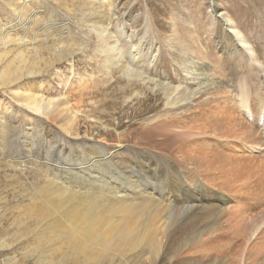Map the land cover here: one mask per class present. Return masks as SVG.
I'll return each instance as SVG.
<instances>
[{
  "label": "rangeland",
  "instance_id": "374dc122",
  "mask_svg": "<svg viewBox=\"0 0 264 264\" xmlns=\"http://www.w3.org/2000/svg\"><path fill=\"white\" fill-rule=\"evenodd\" d=\"M4 1L6 0H0V22L7 24L12 20V12ZM24 1L31 3V13H38L39 24L33 27L35 33L16 28L19 35L12 33L14 38L27 37L34 42L33 37L45 29L43 26L49 22L54 36L57 34L63 45L72 44L79 52L74 58L54 62L53 68L51 66L46 69L47 73L40 77L24 79L7 89L0 88V119L4 120H0V125L4 127H0V239L11 240L23 221L27 226L32 225L33 221L23 216L24 211H29L32 207L34 201L31 199L36 196V188L39 190L42 184V187L46 186V172L50 173L53 167L59 165L62 170L58 174L66 179L61 180L65 185H70L67 179L71 178V181L76 180L82 185L85 183V189L82 190L90 192L94 190L97 193H110L117 186L128 190L138 186L151 193L158 190V194L162 190L165 192L163 195L168 192L174 194L176 199L171 202L174 207H188L194 201L200 202L202 206L219 205V196L224 197L229 201L223 206L226 218L214 230L203 232L205 238L201 234L192 242L193 245L190 243L185 246V251L206 247L208 252L204 253L206 250L203 249V253L212 260L218 257L220 262L225 256L227 264H264V142L261 141V137H264V115H261V120L259 116L256 118V122L261 121L260 125H256L258 129L254 130L255 136L248 135V138L237 131L236 127L229 128V125L222 123L220 125L219 121V116H225L229 111L228 105L221 107V110L219 103L230 101L235 107L233 99L239 93V86L246 92L256 86L264 89V0H105L104 5L113 12V18L108 27L107 36L110 37L105 36L104 39H108L109 47L113 46L110 44L117 43V52L123 61L128 63L134 60L133 65L136 68L140 66L138 71L146 72L144 80H127L121 71L125 66H122V62L117 63L114 58L111 61L105 60L101 54L104 44L100 31L92 29L90 23L83 18V14H89L86 13V8L90 6V0H84V3L82 0H63L64 3L62 0ZM65 1L68 2L67 5ZM81 3L88 5L82 7ZM214 5L217 6L218 13L213 9ZM227 16L239 24L249 47L251 50L254 48V57L250 55V48L239 44L231 31L225 28L222 21ZM41 37L36 47L25 46V43L22 48L15 46V52L11 50L9 60L13 53L22 50L32 60L36 51L49 57L53 54L50 47L55 45L53 38L47 35ZM136 43L139 51L142 49L143 52L141 64L136 61ZM146 77H155L158 83L171 86L173 90L170 98L167 99L159 87L148 83ZM191 92L195 95L186 99L187 101L176 107L169 104L183 93ZM227 92L232 94L231 98ZM246 94L251 95V91ZM34 96L43 98L41 112L33 111L27 106ZM61 102H65L66 106L63 111L58 109ZM254 110L253 115L252 112H247L248 116L259 114V110ZM237 114L235 112V116L239 118L237 121L243 124L244 117ZM249 118L245 121L253 123L254 117ZM65 129L75 134H67ZM163 132H167L168 139L158 137ZM89 142L105 146L112 154L122 152L129 163L137 166L149 163L151 167L153 161L149 156H153L158 162L159 171L156 175L152 171L151 174L146 172L137 175L135 178L138 179V185H132L117 172L112 173L113 176L110 174L107 178L104 177L109 182L100 185L94 180H87L88 178L79 176L80 179L64 167L80 164L78 161L86 153L87 158L91 154ZM73 143H80L84 149L78 145L73 147ZM186 143H192L196 148L201 145L203 150L209 151V155L205 154L207 157L204 160L202 155L198 156L197 150L194 153L188 152ZM244 146L248 148L247 151L242 150ZM231 154L243 158L245 163L241 160L237 161L240 164L235 162L237 164L229 165L228 168L223 166L221 170L213 169L219 167V155L222 161L226 155ZM115 155L116 153L113 157ZM163 162L182 173L180 177L184 178V183L173 175V171V176L166 173ZM76 167L79 168H74ZM222 169L230 171L227 173ZM219 172H224L226 176L223 177ZM96 186L98 189L95 190ZM18 213L21 216H17ZM34 235L35 233H30L23 241L14 239L12 242L15 247L14 255L22 264H35L36 261L31 253L21 251V247H43L39 244L40 236L38 239V235ZM8 252L9 255L12 254L10 251H0V255L6 256ZM185 256L195 258L197 264H212L208 258L199 260L197 256ZM55 258L61 257L57 255ZM141 258L142 256L130 258L128 264H149V261L145 262V258ZM118 262L115 264L120 263ZM104 264L111 263L107 261Z\"/></svg>",
  "mask_w": 264,
  "mask_h": 264
},
{
  "label": "bare ground",
  "instance_id": "6f19581e",
  "mask_svg": "<svg viewBox=\"0 0 264 264\" xmlns=\"http://www.w3.org/2000/svg\"><path fill=\"white\" fill-rule=\"evenodd\" d=\"M48 1H50V0H48ZM82 1L84 3V0H82ZM104 1L105 0H90V2L87 1L90 6H88L89 8L88 7L86 8L88 10H86L84 8L87 12L85 10H83L84 12L89 13L88 15L83 14V18L86 20V22L90 23V25L92 26V29L95 28V29H97V31H100L99 34L101 36V41L104 44V46H102V48H101V54L105 57V60L111 61L114 58L117 63L122 62V66L123 65H125V66L122 67L121 71L123 73V76L126 77L127 80L131 79V78L135 79V80H144V76H146V72L145 71H141V72L138 71L137 68L138 67L140 68V66L136 65V66H138L136 68L135 65H133L134 60H132V61L129 60L130 62H128V63L124 60L126 62L125 63L122 60V57L119 54V52H117V47H116L117 43L116 42H115L116 44L115 43L110 44V45H113L112 47L108 46V39L107 38L110 37L109 35L107 36L108 27L111 25V21L113 18V16H112L113 12H111L109 10V8L107 9V7L104 5ZM4 3L12 12L11 13L12 14V20H11V22H7V24H3L0 22V49H1V52H0V88L7 89L10 87H13L14 85L19 84V82L23 81L24 79H27V78L31 79V78H35V77H40V76L44 75L45 72L47 73L46 69H48L49 67L51 68V66H52V64H54V62L59 63V62L65 61V60H69L70 58H74L77 55V53L79 51L75 50V48L72 46V44L71 45H68V44L63 45L62 44L63 42L62 41L60 42L61 39L59 40L57 38L58 35L56 34V36H54L55 33L54 34L52 33L51 27L49 26V22L47 23V25L43 26V28H45V29H42V31L38 32V34L35 37H33V39L35 38L34 42H31L30 41L31 39H28L27 37H24V39L22 37L14 38L13 34L19 33V32H17L16 28H20V29L24 28V31L30 30V33L34 32L33 27L35 24H39L38 22H39L40 18H38V13L36 11H34V13H31V11L33 12V8H31L32 6H31V3L29 4V1L25 2L24 0H22V1L21 0H6V1H4ZM63 3H64V1H63ZM67 3L68 2H66V5H67ZM76 3H77V5L79 4L78 2H76ZM55 4H58V2L57 3L55 2ZM85 4L81 3V6L83 7V6H85ZM88 4H86V5H88ZM70 5H71V2H70ZM214 6H212V7H214ZM64 8H66V7H64ZM73 9H75V8L73 7ZM213 9H214V11L216 10L217 13L219 12V10L217 11V6H215ZM68 12H69V10H68ZM75 13H77L76 10H75ZM224 19L225 20L222 22H223L225 28L231 31V35L233 34L235 36V38L238 40V43L242 44L244 46L246 45L247 48H250L249 42H248V40L246 41L245 35L242 32V30L239 28V24L237 23V21L232 20L229 16H227V18H224ZM40 22H42V21H40ZM13 23H17L18 25L13 26L14 25ZM45 24H46V22H45ZM20 32H22V31H20ZM60 33H62V32H60ZM23 34L21 36H23ZM63 34H65V33H63ZM17 35H19V34H17ZM41 35L43 37H46V35H47L49 38H53V42L55 45L50 47L51 52L53 51V54H51L49 57H46L43 54H40L39 53L40 51L39 52L36 51L34 53L35 58L33 57L34 60H32V59H30V57L28 58L22 52L23 51L22 50L21 52L19 51L18 53H13L14 55L11 56L12 59L9 60L11 50L13 51L15 46L16 47L19 46L22 48L24 43L26 44L25 46H31V45L37 46L38 42L40 41L39 38L41 37ZM105 36H107L106 39H104ZM66 37L69 38L68 36H66ZM60 38H61V36H60ZM48 40L50 41L52 39H48ZM39 46H40V44H39ZM107 47H108V49H106ZM31 48H33V47H31ZM40 48H41V46H40ZM76 48H77V46H76ZM247 48H245V49H247ZM148 49H150V48H148ZM249 50L251 53L250 55L252 57H254V55H255L254 48L252 47V50H251V48ZM26 51H27V49H26ZM48 51H49V49H48ZM14 52H15V50H14ZM42 52H43V49H42ZM49 52H48V54H49ZM112 52H114V54ZM136 52H137L136 56L138 57L136 60L138 62L137 64H141L143 61V58H142L143 52H142V49L139 51L138 43H136ZM111 53L113 55L112 57H111ZM133 56H134V58L136 57L135 55H133ZM39 57H40V59H39ZM141 58H142V60H141ZM43 66H44V68H43ZM52 68H53V66H52ZM147 78H148V80H147L148 83H151V85H155V87H159V89H161V91H163L164 94L167 96V99L170 98V95H171L170 93L173 90L171 88V86H169L165 83H158V80H156L155 77H146L145 79H147ZM129 81L131 82V80H129ZM250 91H251V95L246 94V93H249ZM238 92L239 93L235 96V98L234 99L232 98V99L235 100V103L238 104L239 108L236 106V104H235L236 108L233 107V105L230 103V101L225 102V103L224 102L219 103V105H221L220 106L221 110H222L221 107H224V106L227 107V105L229 107V111L227 112L228 113L227 115L222 116V117L219 116L220 125L222 123V124L229 125L228 126L229 128H235L236 127L237 131L239 130V132L247 138H248V135L251 137L255 136L254 130L258 129V127H256V125H260L259 123L261 122V121L259 123L256 122V118L259 116V119L261 120V115H264V114H262L264 112V89L263 88L260 89L259 87L256 86L255 88L251 87V90L249 88V91L246 92L244 90V88L242 89L239 86ZM175 93H176V91H175ZM227 94L231 98L232 94L230 95L228 92H227ZM193 95H195V93H193V92H191L189 94L183 93L178 98L173 99V101H171L169 104L171 106L176 107L180 103L187 101L188 98L193 97ZM234 95H235V93H234ZM186 96H187V98H186ZM30 99H31V95H30ZM30 99L28 98L27 100L29 101ZM42 102H43V98H40L38 96H34V99H32V102H30L29 105L27 104V106L29 108H31V110H33V111L41 112L43 110ZM64 103L65 102H61L58 105V109H60V111H63L64 106H65ZM50 105H52V104H50ZM254 109L259 110V114L256 113L254 116H248L247 112H249V113L252 112V115H253ZM235 112H236V114L237 113L240 114V115L237 114V116L242 115L244 117V120L242 119V123L244 125L237 121L239 118L235 116ZM249 117H254L253 123L248 124V122H246L248 119H250ZM0 120L2 121V119H0ZM8 121H9V119H8ZM223 121H226V122H223ZM2 122H4V120ZM7 126H5V127H7ZM0 127L4 128L2 125H0ZM5 131H7V130H5ZM32 131H34V130H32ZM65 131L67 134H71V135L75 134L71 131H68L67 129H65ZM166 133L167 132L159 133V135L157 133L156 135H158V137L163 136L162 138L165 137L168 139L169 135ZM6 135H8V133ZM106 135H108V134H106ZM178 138H177L176 142H178ZM180 138H182V137H180ZM179 140H181V139H179ZM185 140L187 141V138ZM182 141H183V138H182ZM182 141H180V142H182ZM261 141L264 142V137L263 138L261 137ZM183 143H185V142H183ZM69 145L72 146L70 143H69ZM74 145H78L79 148L81 147L84 149V147L80 143H75V144L73 143V147H74ZM185 145L188 147V148L185 147L188 152L191 151V153H194L197 150L198 156L202 155L204 160L207 157L206 155L207 154L209 155V151L206 152L205 150H203L201 145L198 146L197 148H196V146L192 145V143L189 145H187V143H186ZM73 147H71V148L73 149ZM89 147L91 149V154L88 155L86 158V155H87V153H86L85 157H83L80 161H78L80 164H78V165H74V164L70 165L69 164L70 166H67L69 168L64 167L68 171H70L72 175L77 176L80 179H81V177H84L83 179L88 178L87 180H94L96 182H99V185H100V183H108L109 182L107 179L104 180V177L107 178L108 175H110L114 172L115 173L117 172L118 174H121L123 177H125L126 178L125 180H128L132 185H136L138 182V179H136L135 177L137 175H143L146 172L151 174L150 173L151 171L153 172L154 175H156L159 171V168L157 166L158 162H157V160H155L153 158V156H149V158L153 161V165H152L153 167L152 166L149 167L150 164L148 163L149 164L148 165L145 162H143L145 164L137 166V165H133L132 162L129 163L128 159H126L125 155L122 152H114L113 154L116 153V155H115V157H113V154L110 153L105 148V146H103L101 144L90 143ZM1 148H2V146H1ZM5 148H6V146H5ZM240 148H241V146H240ZM247 149L248 148L244 146V148L242 150L247 151ZM86 150H89V149H86ZM126 151H127V148H125L124 153H126ZM71 153H72V151H71ZM61 154H62V152H61ZM4 156H5V154H4ZM194 157L197 158V156H194ZM220 159L221 158L219 155V161H218L219 167H213V169L217 170V168H219L221 170V168L223 166L228 168L229 165L232 166L234 164L239 163L237 161H241V160L243 161L244 160L243 158L237 157L236 155L233 156L232 154L226 155L222 161ZM200 160H202V159H200ZM83 162H84V164H83ZM149 162H151V161H149ZM235 162H237V163H235ZM13 163H15V162L13 161ZM18 163H20V162H18ZM72 163H74V162H72ZM136 163H137V161H136ZM163 163H164V168L167 171L166 173H168L170 176L175 175V177L176 176L179 177V180L181 182H183L182 179H184V178L180 177L182 173L180 174L171 165L169 166L165 162H163ZM243 163H245V162L243 161ZM75 166H78L79 168H77V167L74 168ZM110 168H113V170H109ZM145 168H147V171H145L146 170ZM161 168H162V166H161ZM232 169H233V167H232ZM61 170H62V166L58 165V166L53 167V170L50 173H49V171L46 172L47 173L46 177L48 179L46 186L42 187V185H43L42 184L41 188H38L39 190H37V188H36V190H35L36 196L35 197H34V195L31 196V197H34L33 199H31L34 201L33 205L31 208L29 207L30 208L29 211H26V212L24 211L23 216H26L27 217L26 219L29 218V221L32 220L33 221L32 225L27 226L28 224H26L23 221V223H21L22 225L20 228H18L19 226H16V228H18V231L14 234L12 232L13 236H11V240L0 239V251H10L13 254V256H11L12 254L9 255V252H8V254H6V256L0 255V264H22L23 263L22 262L23 260L21 261L22 263H20L17 260L16 256L14 255V252H15L14 248L15 247L12 245V242L14 239L21 242L26 238V236L30 235V233H35V235H38L37 238L40 236L41 239H40L39 244H42L43 247H41V246L29 247L27 245V247H21L22 248L21 251H24V253H26V252L31 253L37 264H70V263L71 264H104L107 261L110 262L111 264H115L118 261L120 263H124V264L127 263L128 264L129 263L128 261L130 258L140 257V256H142V258H145L144 259L145 262L149 261V264H162V262L164 263V261H166L167 264H197V263H195L196 262L195 258L188 257L189 255L185 256L187 254H190V256H197L199 260H200V258L201 259L208 258L209 262H212V264H227L228 260L225 256L222 257V260L220 262H219L218 257H216V259L212 260L210 258V256L209 257L205 256L206 254H204V253L208 252L206 250L207 248L205 246H204L205 248H203V249H205L206 252H204L205 250L203 251V249L199 250L197 248H195V249L191 248L193 250L187 249V251H185L186 249H184L185 246L196 241L199 238V236H201V234L203 232L205 233L206 231L214 230V228H216L218 225H220L219 222L221 223L223 221V219L226 218L225 217L226 210H224V207H223L224 204L229 202L226 198L219 196V205L216 204V205L208 206L209 204L208 205L205 204L202 206L199 204L200 202L198 203V201H194L191 203V206H188V207L187 206H180L179 207V205L174 207V205L171 202H172V199L175 200L176 198H175L174 194H172V192H168L167 195H163V194H165V192L162 190H160V194H158V192H157L158 190L151 193L148 191V189H142V188L139 189L138 186L134 187L133 190H131V189L128 190V189H124V188L119 189L117 186L115 188H112L110 193L105 192V194L101 193V192L97 193L94 190H92L90 192L89 190H82V189H85L83 187V185L85 183H83V185H82L81 182L80 183L78 181L76 182V180H72V181H75L72 183V181L70 180L71 178L67 179L68 181H70L69 182L70 185H68V184L65 185L61 180H66V179H62V177L59 176L60 173L58 174V172ZM222 170H224V169H222ZM20 171H22V170H20ZM171 171H173L175 174L172 175L173 172H171ZM227 171H230V169L229 170L227 169L225 172H227ZM219 173H222L221 174L222 176L223 175L226 176L224 172H219ZM79 176H81V177H79ZM112 176H113V174H112ZM26 177H28V176H26ZM67 177H69V176H67ZM85 181H83V182H85ZM88 183H90V182H88ZM258 183H259V180H258ZM263 184H261V185H263ZM96 187L94 188L95 190L98 189V187L97 188ZM111 187H112V185H111ZM120 187H122V185H120ZM177 187H178V183L176 184V189H177ZM200 187H202V186H200ZM26 188H29V187H26ZM127 188H130V187H127ZM107 189H109V188H107ZM261 189H262V187H261ZM31 190H30V192H31ZM28 193H29V191H28ZM190 195H191V193H190ZM205 196H206V194H205ZM193 197H194V199L195 198L198 199L197 196H193ZM202 197H204V196H202ZM23 200H25V199H22V201ZM17 216H21V215L19 214ZM226 216H228V215H226ZM20 219H21V217H20ZM17 220L18 219H16V221ZM228 223H229V221H228ZM19 225H20V223H19ZM21 229H24V230H21ZM217 229L215 231H217ZM219 232H220V230H219ZM211 234H212V232H211ZM215 234H216V232H215ZM202 235L204 236V234H202ZM205 237L206 236H204V238ZM229 239H232V238H229ZM235 239H236V237H235ZM202 240L203 239H201V241ZM195 243H197V242H195ZM217 243H218V241H217ZM219 243H220V241H219ZM192 245H193V243H192ZM222 245H223V243H222ZM44 246L47 248L44 249ZM191 247H193V246H191ZM218 249H220V248L218 247ZM219 251H221V250H219ZM27 254H25V255H27ZM56 254L59 255L61 258L56 259L55 258V256L57 257ZM25 257H27V256H25ZM25 261H27V260H25ZM192 261L194 263H192ZM231 264H233V263H231Z\"/></svg>",
  "mask_w": 264,
  "mask_h": 264
}]
</instances>
